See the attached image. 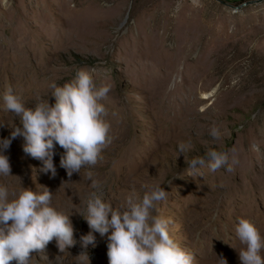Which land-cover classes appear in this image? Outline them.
I'll return each mask as SVG.
<instances>
[{
    "label": "rangeland",
    "instance_id": "374dc122",
    "mask_svg": "<svg viewBox=\"0 0 264 264\" xmlns=\"http://www.w3.org/2000/svg\"><path fill=\"white\" fill-rule=\"evenodd\" d=\"M2 52L0 140L22 127L4 109L8 87L34 108L37 97L54 105L50 84L71 83L79 70L97 87L111 85L100 102L112 143L94 167L69 178L60 166L64 149L56 145L53 177L23 152L22 137L3 152L11 176H0V186L9 199L23 188L46 187L51 206L69 215L74 228L75 246L61 253L53 240L31 254V264H88L78 256L85 251L80 238L90 232L84 217L93 192L117 209L130 193L142 198L161 185L168 196L153 215L172 221L170 235L195 256L194 264L219 258L241 264L244 246L235 233L241 218L264 237V0L236 12L213 0H0ZM213 126L220 139L210 135ZM189 141L180 154L179 144ZM209 150L238 159L235 170L204 167L202 176H188L187 162ZM110 234L94 233L89 264H109Z\"/></svg>",
    "mask_w": 264,
    "mask_h": 264
},
{
    "label": "clouds",
    "instance_id": "9594fccd",
    "mask_svg": "<svg viewBox=\"0 0 264 264\" xmlns=\"http://www.w3.org/2000/svg\"><path fill=\"white\" fill-rule=\"evenodd\" d=\"M8 0H5L7 5ZM54 105L49 100L37 97L34 108L25 106L21 97L8 87L3 95L4 109L19 118L22 127L15 126L11 137L0 140V176H11L9 157L4 155L13 140L22 137L23 152L43 163V172L56 175L53 164L54 149H64L60 166L70 178L82 169H90L103 159V151L112 143L111 125L105 119L107 109L100 102L106 100L111 85L97 87L90 73L79 70L71 83L62 87L50 84ZM0 126H4L0 124ZM210 135L220 139V131L213 126ZM191 148V142H181L179 153ZM239 161L230 159L224 151L209 150L203 157L187 162L188 176H202L200 168L207 167L216 172L225 167L235 170ZM90 186L100 187L92 171L86 172ZM148 188V186H145ZM44 188L42 193L24 189L12 193L0 186V264H31V254L43 253L53 240L61 253L75 246L74 228L70 216L51 206L52 192ZM168 193L161 185L152 186L142 198L135 192L128 195L126 207L114 209L93 192L87 200V216L84 217L90 232L81 236V247L85 249L78 257L88 260L87 248L96 246L94 233L107 235V257L109 264H194L195 256L185 251L170 235V219L153 215L159 202L166 200ZM235 233L244 246L238 252L241 264H264V237L247 219H239ZM219 264H227L224 258Z\"/></svg>",
    "mask_w": 264,
    "mask_h": 264
},
{
    "label": "water",
    "instance_id": "95a60500",
    "mask_svg": "<svg viewBox=\"0 0 264 264\" xmlns=\"http://www.w3.org/2000/svg\"><path fill=\"white\" fill-rule=\"evenodd\" d=\"M215 3L219 4V5H222L234 12L240 10L241 8L247 6V5H254V4H258V3H261L263 0H245V1H242L240 3H231V2H228L226 0H213Z\"/></svg>",
    "mask_w": 264,
    "mask_h": 264
},
{
    "label": "bare ground",
    "instance_id": "6f19581e",
    "mask_svg": "<svg viewBox=\"0 0 264 264\" xmlns=\"http://www.w3.org/2000/svg\"><path fill=\"white\" fill-rule=\"evenodd\" d=\"M3 54H5V52H2V53H0V55H3ZM4 59V58H3ZM5 60V59H4ZM58 157V156H57ZM75 178V177H74ZM75 180H77V179H75ZM73 182H74V180H73ZM75 183V182H74ZM74 187H75V192H76V196H77V198H79V197H82L83 195H84V191L82 190V186L80 187L79 185H74ZM73 196V195H72ZM75 196V197H76ZM70 200H72V199H70ZM75 202V201H74ZM75 204V203H74ZM78 209V208H77Z\"/></svg>",
    "mask_w": 264,
    "mask_h": 264
},
{
    "label": "crops",
    "instance_id": "0c3cea01",
    "mask_svg": "<svg viewBox=\"0 0 264 264\" xmlns=\"http://www.w3.org/2000/svg\"><path fill=\"white\" fill-rule=\"evenodd\" d=\"M228 2H231V3H239L241 1H245V0H226Z\"/></svg>",
    "mask_w": 264,
    "mask_h": 264
},
{
    "label": "trees",
    "instance_id": "16d2710c",
    "mask_svg": "<svg viewBox=\"0 0 264 264\" xmlns=\"http://www.w3.org/2000/svg\"><path fill=\"white\" fill-rule=\"evenodd\" d=\"M242 2V1H241ZM240 3V2H239Z\"/></svg>",
    "mask_w": 264,
    "mask_h": 264
}]
</instances>
